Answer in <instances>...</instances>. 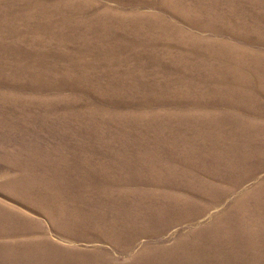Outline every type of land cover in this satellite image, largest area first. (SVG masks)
I'll return each mask as SVG.
<instances>
[{"label":"rangeland","instance_id":"rangeland-1","mask_svg":"<svg viewBox=\"0 0 264 264\" xmlns=\"http://www.w3.org/2000/svg\"><path fill=\"white\" fill-rule=\"evenodd\" d=\"M0 264H264V0H0Z\"/></svg>","mask_w":264,"mask_h":264}]
</instances>
